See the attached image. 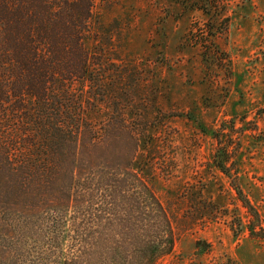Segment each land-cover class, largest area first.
<instances>
[{"label": "trees", "instance_id": "16d2710c", "mask_svg": "<svg viewBox=\"0 0 264 264\" xmlns=\"http://www.w3.org/2000/svg\"><path fill=\"white\" fill-rule=\"evenodd\" d=\"M97 1L0 0V264H159L174 252L180 219L142 150L161 118L139 95V61L95 20ZM194 29L195 45H215V27ZM225 131L212 132L214 161L232 178ZM235 190L259 236L260 214ZM199 195L200 220L215 221L218 206Z\"/></svg>", "mask_w": 264, "mask_h": 264}, {"label": "rangeland", "instance_id": "374dc122", "mask_svg": "<svg viewBox=\"0 0 264 264\" xmlns=\"http://www.w3.org/2000/svg\"><path fill=\"white\" fill-rule=\"evenodd\" d=\"M95 20L139 61L148 83L139 95L148 94L161 118L142 150L154 159L155 191L180 223L173 254L159 264H264V0H98ZM196 26L215 27V45H195ZM222 126L232 178L214 161L212 132ZM237 186L260 214L259 236L250 235L254 219ZM200 191L218 206L215 221L200 220Z\"/></svg>", "mask_w": 264, "mask_h": 264}]
</instances>
